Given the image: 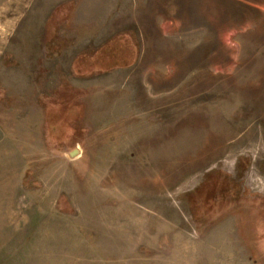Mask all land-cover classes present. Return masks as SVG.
I'll use <instances>...</instances> for the list:
<instances>
[{
	"label": "rangeland",
	"instance_id": "rangeland-1",
	"mask_svg": "<svg viewBox=\"0 0 264 264\" xmlns=\"http://www.w3.org/2000/svg\"><path fill=\"white\" fill-rule=\"evenodd\" d=\"M0 264H264V0H0Z\"/></svg>",
	"mask_w": 264,
	"mask_h": 264
},
{
	"label": "water",
	"instance_id": "water-1",
	"mask_svg": "<svg viewBox=\"0 0 264 264\" xmlns=\"http://www.w3.org/2000/svg\"><path fill=\"white\" fill-rule=\"evenodd\" d=\"M77 154V152L76 151H73L72 153H71V157H74V155H76Z\"/></svg>",
	"mask_w": 264,
	"mask_h": 264
}]
</instances>
